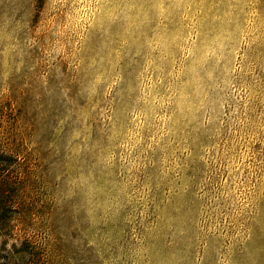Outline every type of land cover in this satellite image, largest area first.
I'll list each match as a JSON object with an SVG mask.
<instances>
[{
  "label": "rangeland",
  "instance_id": "rangeland-1",
  "mask_svg": "<svg viewBox=\"0 0 264 264\" xmlns=\"http://www.w3.org/2000/svg\"><path fill=\"white\" fill-rule=\"evenodd\" d=\"M0 264H264V0H0Z\"/></svg>",
  "mask_w": 264,
  "mask_h": 264
}]
</instances>
